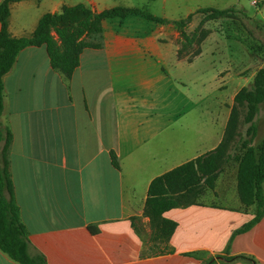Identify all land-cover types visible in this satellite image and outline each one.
Listing matches in <instances>:
<instances>
[{
  "label": "crops",
  "instance_id": "crops-1",
  "mask_svg": "<svg viewBox=\"0 0 264 264\" xmlns=\"http://www.w3.org/2000/svg\"><path fill=\"white\" fill-rule=\"evenodd\" d=\"M44 1L47 12L36 7L43 0L9 5L11 37L29 36L43 14L77 5ZM100 1L83 5L95 12L109 9ZM178 36L172 24L141 16L104 20L100 48L82 51L70 79L50 67L43 46L20 51L3 76L0 120L12 135L8 160L15 201L30 252L42 254L46 264H245L224 261V255L240 254L264 264V214L234 234L255 213L254 205L245 207L237 197L236 171L230 192L204 194L221 203L201 196L197 205L165 212L177 225L174 232L160 252L147 247L151 230L143 206L149 183L213 150L231 109L207 147L202 113L193 128L190 97L181 98L182 106L176 103V91L184 96L185 85L180 75L171 78L169 68L177 64L182 70L181 64L200 54L199 47L189 59ZM206 98L200 95L194 107ZM0 264L17 263L0 251Z\"/></svg>",
  "mask_w": 264,
  "mask_h": 264
},
{
  "label": "trees",
  "instance_id": "trees-1",
  "mask_svg": "<svg viewBox=\"0 0 264 264\" xmlns=\"http://www.w3.org/2000/svg\"><path fill=\"white\" fill-rule=\"evenodd\" d=\"M17 1L19 0L0 2V118L3 112L2 78L12 68L19 52L25 48L43 46L50 67L64 79H70L79 65L82 51L86 48H100L101 23L104 20L136 15L152 22L172 24L179 33L183 48L187 49L193 42L200 44L207 37L205 29L199 31L198 40L190 37L185 31L193 16H201L198 24L201 26L208 21L226 18L230 13L229 9L202 8L183 19L168 21L142 9L115 6L95 12L83 4H77L62 6L59 13L43 14L29 36L16 38L9 35L7 22L9 5ZM198 50L199 48L195 50L194 56L198 54ZM232 101L223 138L213 150L155 177L149 183L143 215L149 220L151 240L165 243L174 232L177 225L163 217L165 212L197 205L199 197L214 190L223 165L232 158L227 150L229 143L237 136L238 107L245 108L243 124H252L259 106L264 108V68L255 72L250 86L240 88ZM246 135L250 136L249 140L238 137L232 147L233 151L239 145L242 151L241 155L234 157L237 165L236 193L245 207L255 206V213L253 218L234 231V234L246 232L264 214V139L257 148L250 145L255 137L252 125L247 128ZM11 140L9 128L0 120V251L17 264H46L42 254L30 252L28 232L20 219L9 171L8 152ZM109 155L111 164L118 169L114 153L110 152ZM223 258L225 262L256 264L251 257L241 254L228 257L224 255Z\"/></svg>",
  "mask_w": 264,
  "mask_h": 264
},
{
  "label": "rangeland",
  "instance_id": "rangeland-1",
  "mask_svg": "<svg viewBox=\"0 0 264 264\" xmlns=\"http://www.w3.org/2000/svg\"><path fill=\"white\" fill-rule=\"evenodd\" d=\"M65 1L68 4L88 2V0ZM42 3L37 4L36 7L40 12H47L48 5L44 0ZM100 5L109 6L108 8L124 6L142 9L169 21L179 20L202 8L230 10L228 17L204 23L201 26L198 25V18L201 19V16H193L191 23L185 27V31L190 37L198 40L199 31L205 29L207 37L200 44L193 42L186 50H189L191 54L189 59L193 58V53L199 47L200 54L191 63L181 64L182 70L177 64L169 68L171 78L180 75L185 85V90L182 91L186 96L176 91L177 106L184 105L181 98L190 97L192 111L190 123L193 128H198L195 126L194 118L200 112L202 113L203 118L206 119V124L202 123V129L207 130V147H210L223 129L228 113L227 108L233 105L231 95L244 86H250L255 72L264 68V0H101ZM177 43L179 48L185 49L180 40ZM200 95L202 98L206 95L207 98L194 107ZM185 106L188 107L187 101ZM237 113V136L229 143L227 150L232 158L223 165L221 172L224 176L217 184L216 190L214 189L218 193L229 191L231 187V178L237 166L234 157L241 155L242 152L239 145L232 151L238 137L249 140L250 136L246 135V130L252 125L255 137L250 145L257 148L256 146H259L264 139V108L262 106H259L252 124L242 123L244 107H238ZM202 201L222 202L220 198H215L212 194L203 195ZM149 242L147 247L152 253L160 252L163 248V242L161 246L158 240L149 239Z\"/></svg>",
  "mask_w": 264,
  "mask_h": 264
},
{
  "label": "water",
  "instance_id": "water-1",
  "mask_svg": "<svg viewBox=\"0 0 264 264\" xmlns=\"http://www.w3.org/2000/svg\"><path fill=\"white\" fill-rule=\"evenodd\" d=\"M218 259H221V258H218Z\"/></svg>",
  "mask_w": 264,
  "mask_h": 264
}]
</instances>
